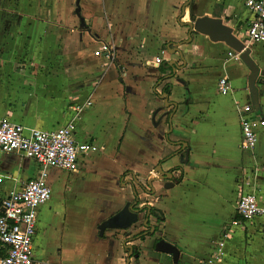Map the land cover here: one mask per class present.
I'll return each instance as SVG.
<instances>
[{"label": "crops", "instance_id": "0c3cea01", "mask_svg": "<svg viewBox=\"0 0 264 264\" xmlns=\"http://www.w3.org/2000/svg\"><path fill=\"white\" fill-rule=\"evenodd\" d=\"M187 1L80 0L84 23L73 10L79 21L74 28L50 20L56 14L53 0L49 12L39 9L37 16L31 15L32 9L26 11L20 0L17 12L29 19L22 17L12 27L0 21V39L6 37L8 42L0 44V116L25 127L52 131L72 118V108L90 101V106L114 108L102 119L121 121L118 130L111 124L112 150L107 154L98 147L103 127L82 137L75 130L77 141L93 143L97 151L82 157L77 172H65L64 178L76 185L93 179L97 191L89 196L76 194L73 201L50 198L40 207L32 264H125L127 245L135 248L129 264H174L171 256L155 251L160 239L178 249L177 264H204L220 242L222 260L215 264H264L263 221L231 227V221L238 219L239 194L254 192L264 204V128L254 151L241 152L236 109L239 103L248 102L254 115L264 118V77L254 84L255 105L248 86L250 71L239 57L207 36L193 32L189 37L186 25L204 16L222 19L249 49L259 72L264 71V44L247 43L244 30L251 15L242 0H191L183 11ZM4 31L9 32L5 35ZM46 40L54 41L51 53L56 54L70 40L72 51L69 55L60 52L58 58L68 56L81 69L50 68ZM101 44L112 48L110 58L94 56ZM11 50H21L29 67L30 61L35 62L34 69L2 66L13 61L8 54ZM157 57L161 63L153 65ZM162 66L166 68L163 74ZM222 77L231 87L226 95L217 91ZM259 79L261 86H257ZM165 84L170 86L169 94L163 92ZM150 148L155 154L148 167L143 161ZM39 170L32 160L0 153V196L18 190ZM149 180L150 194H143L138 187ZM169 182L173 186L165 188ZM136 190L148 200L138 201L143 207L162 213L161 222L148 218L155 232L143 234V240L128 241L145 230L142 211L129 229L106 230L99 237L98 225L125 203L133 204ZM62 206L66 214L61 216ZM136 225L141 227L138 232L124 235ZM225 230L230 234L223 239Z\"/></svg>", "mask_w": 264, "mask_h": 264}, {"label": "built area", "instance_id": "2783aa9c", "mask_svg": "<svg viewBox=\"0 0 264 264\" xmlns=\"http://www.w3.org/2000/svg\"><path fill=\"white\" fill-rule=\"evenodd\" d=\"M242 2L251 15L244 30L247 43L264 44V0ZM111 50L109 45L101 44L93 54L96 57L105 54L106 58H110ZM232 56L239 57L234 52ZM160 63L159 57L152 61L153 65ZM230 89L227 78L218 80L217 91L220 95L228 94ZM90 105L91 102L86 101L83 105L72 108V118L52 131L25 127L8 117L0 116V153L32 160L40 168L38 175L25 181L18 190L0 196V264L33 263L38 210L51 198V189L47 183L48 170L55 168L75 173L80 159L97 151L95 144L79 142L75 137L76 121L82 110ZM236 109L240 125L239 150L251 154L256 147L258 133L264 128V118L255 116L254 109L248 102L239 103ZM235 211L238 219L231 221V227L262 220L264 230V204L258 201L254 192L239 194ZM229 234L225 230L223 239ZM221 248L222 242L204 264L221 262Z\"/></svg>", "mask_w": 264, "mask_h": 264}, {"label": "rangeland", "instance_id": "374dc122", "mask_svg": "<svg viewBox=\"0 0 264 264\" xmlns=\"http://www.w3.org/2000/svg\"><path fill=\"white\" fill-rule=\"evenodd\" d=\"M23 1V5L25 6L26 11H28L29 9H32L31 11V15L33 16H37L39 13V9H41V11H47V13L49 12V9L51 8L50 4H51V0H22ZM57 1V2H56ZM74 1L73 0H53L54 3V7H55V11L56 14H54V16L52 15V18L50 20L56 21L57 23L60 24H64L66 26L69 27H74V28H78V19L76 18L75 14V9L74 7ZM61 5V6H60ZM20 6V0H0V21L5 23V22H10V26H14L16 21H20L22 17H25V19H29L28 15H24L22 14H18V10ZM73 10H74V14H73ZM48 15V14H47ZM47 19L49 20L48 16ZM6 25V24H5ZM4 25V27H6ZM9 31H4V34L6 35ZM3 33L2 35L5 36ZM0 44H5L3 46L8 45L7 39L6 37H4L3 39H0ZM32 44V43H31ZM45 48L47 47V54L48 57V61H51L53 67L50 68H55V69H66V70H75V69H81V65L80 66H75L74 63L72 62L71 58L68 56L66 57L65 60H62L61 58H58L59 55L61 53H64L66 55H69V53L72 51V43L70 40L65 41V44H62V46L60 47L61 50H58V53H51L53 45H54V41H45L44 43ZM29 46V50H32L31 46L32 45H28ZM92 46V45H90ZM11 47V46H10ZM19 47H21V45H19ZM28 50V51H29ZM27 51V52H28ZM38 51V54H41V50H36V52ZM92 51V48H91ZM35 52V53H36ZM50 53V54H49ZM12 56L13 61L10 62H6L4 63L2 66H5L6 69H10V70H15V69H21V65L25 66V69H34L33 64L35 63L33 60L30 61V67L28 66L27 63V57L24 59L22 58V52L21 50H16V51H12L11 53H8ZM25 56H27V53L25 54ZM8 57V56H7ZM6 57V58H7ZM5 59V58H4ZM153 59V58H152ZM48 65H50L49 62H46V67L48 68ZM97 67V66H96ZM1 69H3V67H1ZM107 68L104 67L102 68V71H105ZM109 69V68H108ZM101 71V72H102ZM261 80H258L257 86H261L263 83L260 82ZM113 109L114 108H108L107 110L104 108H100V106H89L83 109V114L81 116L80 113V117L81 119L77 120L76 122V132L77 135H79V137L82 136H87L88 133L90 132H94L97 131L99 132L101 130V128L103 127V133L99 136L100 138H98L99 142V151H104V154H107L108 152H110L112 150L109 141H110V137H111V132H112V128L118 130V128H120L121 126V121L120 119L116 120L114 118L113 121H109L104 118L102 119V116L104 115V113L106 114H112L113 113ZM95 114L94 118L92 117ZM105 119L107 120L106 122ZM112 128H111V124ZM107 127V129L105 130V128ZM105 130V132H104ZM108 130V131H107ZM90 131V132H89ZM105 146V147H104ZM97 154V153H96ZM154 150L150 148V151L148 154H144V161L148 164V167H150V164L153 162L154 160ZM95 156V155H94ZM124 160L128 159L127 156H123L122 157ZM92 160V158H91ZM87 164L90 163V158L87 160ZM106 165L110 166L111 162H109L108 160H106ZM142 167L144 168V166L142 165ZM49 179L48 183L50 185L51 188V201H63V199H69V201H73V198L76 194L79 195H85V196H89L92 195L94 193H96L97 191V185L94 182L95 180L93 179H88L84 181H81L80 183L77 182L76 183H69V181H67V179L65 180L64 178V173L65 172H61L55 168H50L49 169ZM67 174V173H65ZM84 184V188L82 187ZM69 190V191H68ZM64 194L67 195V197L64 198ZM70 195V197H69ZM149 199V197H148ZM66 201V200H65ZM145 202V201H144ZM60 204V203H59ZM66 208H71V206L66 205ZM64 206H62L60 210L61 216L65 215V210ZM63 210V211H62ZM60 216V217H61ZM141 222V220H140ZM158 226L160 227V224L158 223ZM157 226V227H158ZM141 229L140 225H136L135 227H133L132 229L127 231L124 233V235H131L133 232H138Z\"/></svg>", "mask_w": 264, "mask_h": 264}, {"label": "water", "instance_id": "95a60500", "mask_svg": "<svg viewBox=\"0 0 264 264\" xmlns=\"http://www.w3.org/2000/svg\"><path fill=\"white\" fill-rule=\"evenodd\" d=\"M79 1L80 0H75V6H76L75 14L79 18L80 23L83 24L84 20L80 16ZM190 2L191 0H188L185 3V6L183 7V11H184V8ZM186 26L188 27V30H189V34H188L189 37L193 32L199 33L201 35L207 36L208 39L212 42L224 43L234 53L238 54L240 61L250 71L248 86H249V91L252 95V101L256 105L257 99H256V89L254 87V84L259 77L261 76L264 77V71L259 72L258 67L255 65L254 61L249 56L250 54L249 49H247L246 45L234 35L233 29L225 25L222 19L212 18V17H207V16L197 18L194 23L188 22ZM151 181L149 180L147 182V186L150 189H151ZM172 186H173V183L171 182L164 185L165 188L172 187ZM137 203L138 201H135L133 204H130L129 202L125 203L122 209H120L119 211L111 215L108 219L100 223V225H98L97 227L98 236L99 237L103 236L106 230H127L129 229L130 227H132L134 224H136L139 221V214L143 210L146 211L145 219L143 222V227L144 228L148 227L150 229L148 233L153 234L155 232V227L148 224L150 207L149 206H146L143 208L134 207ZM148 233L144 232L143 234L147 235ZM136 239H139V238L136 237ZM132 240H135V239H130V240L128 239V241H132ZM127 249L129 253H128L125 264H129L130 255L135 250V248L132 247L131 245H127ZM154 249L156 252L171 256L174 264L178 263L180 253L178 249L172 244L166 242L163 239H160L155 243Z\"/></svg>", "mask_w": 264, "mask_h": 264}, {"label": "trees", "instance_id": "16d2710c", "mask_svg": "<svg viewBox=\"0 0 264 264\" xmlns=\"http://www.w3.org/2000/svg\"><path fill=\"white\" fill-rule=\"evenodd\" d=\"M191 20H194V17H191ZM165 70H166V68L165 67H159V71H160V73H164L165 72ZM163 79H165V78H159V80H163ZM158 80V81H159ZM169 88H170V86L168 85V84H165L164 85V87H163V92L164 93H166V94H169ZM180 177L176 180V182L178 183V182H180ZM150 216H153L155 219H156V221L157 222H161L162 220H163V217H162V213L160 212V211H158L157 209H155L154 207H151L150 208ZM148 235H151L150 233H148ZM138 238L140 239V240H143V238H144V235H143V233H141V234H139L138 235ZM137 253V252H136Z\"/></svg>", "mask_w": 264, "mask_h": 264}, {"label": "flooded vegetation", "instance_id": "af4514ba", "mask_svg": "<svg viewBox=\"0 0 264 264\" xmlns=\"http://www.w3.org/2000/svg\"><path fill=\"white\" fill-rule=\"evenodd\" d=\"M149 187L147 186V183H146V185L145 186H141V187H138V190L139 191H141L143 194H150V192H148L149 191ZM135 194L133 195V200L132 201H148L147 199H142V198H140L139 197V194H138V192H137V190L134 192ZM136 206H139V207H143V206H145V205H141L140 204V202H138L137 204H136ZM135 206V207H136ZM142 212V211H141ZM143 212H145V214H146V211L145 210H143ZM149 216H150V214H149ZM142 227H143V225H142ZM144 228V227H143ZM145 230L144 231H141V232H138L137 234H135L133 237H132V239H134L135 237H138V235L139 234H141V233H144V232H149V228H144Z\"/></svg>", "mask_w": 264, "mask_h": 264}]
</instances>
